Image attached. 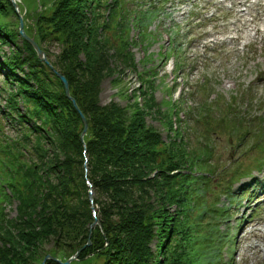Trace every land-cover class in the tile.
Here are the masks:
<instances>
[{
	"label": "trees",
	"instance_id": "1",
	"mask_svg": "<svg viewBox=\"0 0 264 264\" xmlns=\"http://www.w3.org/2000/svg\"><path fill=\"white\" fill-rule=\"evenodd\" d=\"M118 1L54 0L47 13L31 14L25 23L87 120L80 138L81 117L60 79L20 37L11 2L0 0V52L8 47L0 60L9 87L4 114L15 130L12 159L2 161L0 175V188L10 193L0 197L16 200L14 216L0 211V243L6 246L0 245V264H40L47 254L65 261L83 246L70 264H203L205 258L213 264L218 258L211 248L228 211L206 199L210 180L202 174L212 172L202 167L204 158L195 156L196 168L171 119L162 121L172 132L167 140L146 123L157 107L153 100L132 111L113 101L99 104L100 83L115 72L111 64L133 66L127 36L118 33L113 43L102 36L107 23L98 24L107 7L116 28H127L118 22ZM153 12L137 15V24L147 26ZM51 43L61 47L53 59Z\"/></svg>",
	"mask_w": 264,
	"mask_h": 264
},
{
	"label": "rangeland",
	"instance_id": "2",
	"mask_svg": "<svg viewBox=\"0 0 264 264\" xmlns=\"http://www.w3.org/2000/svg\"><path fill=\"white\" fill-rule=\"evenodd\" d=\"M53 1L21 0L19 9L26 17L25 23L31 22V14L47 13ZM119 1L115 2L122 5L119 12L122 19L118 22L122 25L126 22L127 28H116L107 7L100 10L102 17L98 24L107 23L102 36L113 43L118 33L127 36L133 66L120 60L111 64L115 72L100 83L99 104L113 101L132 111L138 105L143 106L144 100H153L157 107L146 114V123L167 140L172 132L162 121L171 119L172 129H178L183 144L193 155L189 160L197 168L195 156L203 157L202 167L211 169L210 191L206 194L209 203L218 197L223 180L235 188L238 195H247L249 189L246 188L251 181L243 178L236 183L230 172L250 166L253 159L262 160L257 152L260 143L264 145V14L257 13V20L249 21L254 20L256 9L253 6L258 3L264 6V0ZM151 6L153 17L147 26H139L137 15ZM245 20L249 23L243 25ZM254 23L262 33L254 31ZM1 49L0 60L1 53L8 52V47ZM48 50L53 59L60 54L61 47L51 43ZM109 54H113V49ZM3 73L4 68L0 69V175L5 169L2 161L11 162L8 151L12 150L9 149L14 143L11 139L15 137V130L4 114L9 87L4 84ZM247 120L253 123L238 131V125ZM246 129L248 132H244ZM259 140L261 142L256 144ZM29 147H21L23 157L29 156ZM251 168L256 169L255 163ZM263 173L258 177L264 178ZM242 181L245 182L240 185ZM252 185L255 189L251 196L263 197L264 185L263 189L254 182ZM3 192L10 193L6 187H1L0 194ZM222 200L227 202L224 196ZM248 202L247 198L238 203L235 200L231 217L217 227L220 232L211 250L219 251L224 264H264V198L259 200L253 213V206L248 208ZM15 205L14 198L0 197V211L7 217L15 215ZM244 216L245 220L238 225ZM205 259L203 264L207 263ZM5 263L9 264V259Z\"/></svg>",
	"mask_w": 264,
	"mask_h": 264
},
{
	"label": "water",
	"instance_id": "3",
	"mask_svg": "<svg viewBox=\"0 0 264 264\" xmlns=\"http://www.w3.org/2000/svg\"><path fill=\"white\" fill-rule=\"evenodd\" d=\"M10 1L12 2L13 6L15 7L16 12L19 14V11H18V9H17V4H16L15 0H10ZM18 29H19L20 34H21V35H22V36H23V37H24V38H25V39H26V40H27V41L33 46V48H34L35 51H36L37 57H38L40 60L45 61L46 63H48V62H47V59H46V57H45L44 51L41 50V49L39 48V46H38L37 43L33 40L32 37H28V36L24 33V31H23V18H22V15H19V25H18ZM59 78L61 79V81H62V83H63V85H64L65 94L67 95V97H69V98L72 100V102H73V106L75 107V109L78 111V113H79L80 116H81V119H82V122H83V130H82V132H81L80 137H82V135L85 133V131H86V129H87V121H86L84 115L81 113V111L77 108V105H76L74 99L71 98L70 95H69V88H68V83H67L66 78H65L63 75H59ZM95 223H96V221L93 222V223L91 224V227H93ZM86 245H90V240L87 241ZM83 247H84V246H83ZM83 247H81L80 249H78V250H77L72 256H70V257H69L68 259H66L65 261H61V260H59L58 258H56V257H52L51 255L47 254V255L43 258V260L41 261L40 264H44L45 261H46L47 259H53V260L57 261L59 264H70V262H71L72 260H76V259L78 258V255H79L80 251L83 249Z\"/></svg>",
	"mask_w": 264,
	"mask_h": 264
},
{
	"label": "bare ground",
	"instance_id": "4",
	"mask_svg": "<svg viewBox=\"0 0 264 264\" xmlns=\"http://www.w3.org/2000/svg\"><path fill=\"white\" fill-rule=\"evenodd\" d=\"M256 8H262V5H259V4H257L256 5ZM262 11H264V10H262ZM240 18V17H239ZM238 18V19H239ZM251 22H253V20L251 21ZM246 24H248V21H243V25H246ZM254 29L256 30V31H259V28H258V25H255V23H254ZM262 233V232H261Z\"/></svg>",
	"mask_w": 264,
	"mask_h": 264
}]
</instances>
